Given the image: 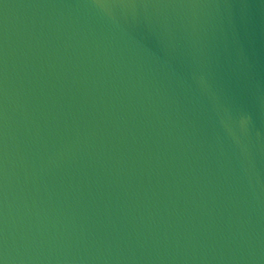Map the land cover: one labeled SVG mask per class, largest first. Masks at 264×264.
<instances>
[{
  "label": "water",
  "instance_id": "95a60500",
  "mask_svg": "<svg viewBox=\"0 0 264 264\" xmlns=\"http://www.w3.org/2000/svg\"><path fill=\"white\" fill-rule=\"evenodd\" d=\"M0 0V264H264V0Z\"/></svg>",
  "mask_w": 264,
  "mask_h": 264
},
{
  "label": "clouds",
  "instance_id": "9594fccd",
  "mask_svg": "<svg viewBox=\"0 0 264 264\" xmlns=\"http://www.w3.org/2000/svg\"><path fill=\"white\" fill-rule=\"evenodd\" d=\"M98 6L104 10L105 12L109 13L110 14V9H108L103 3L99 2L98 0Z\"/></svg>",
  "mask_w": 264,
  "mask_h": 264
}]
</instances>
